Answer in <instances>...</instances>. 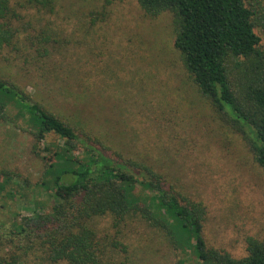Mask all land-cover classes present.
Listing matches in <instances>:
<instances>
[{
  "label": "rangeland",
  "instance_id": "rangeland-1",
  "mask_svg": "<svg viewBox=\"0 0 264 264\" xmlns=\"http://www.w3.org/2000/svg\"><path fill=\"white\" fill-rule=\"evenodd\" d=\"M25 1L12 0L18 9ZM246 3L257 8L255 0ZM19 11L28 34L46 35L33 49L45 47L48 55L27 48L28 54H0L1 78L113 159L153 169L182 204H199L208 248L239 260L249 240L264 242V171L193 82L173 46L170 12L149 16L137 0H52L50 11ZM254 32L264 51V22ZM29 131L25 122L0 123L3 226L48 213L53 204L41 156L55 138L46 136L33 150ZM95 226L113 264H190L187 251L147 224L135 221L118 234L104 216Z\"/></svg>",
  "mask_w": 264,
  "mask_h": 264
},
{
  "label": "trees",
  "instance_id": "trees-1",
  "mask_svg": "<svg viewBox=\"0 0 264 264\" xmlns=\"http://www.w3.org/2000/svg\"><path fill=\"white\" fill-rule=\"evenodd\" d=\"M137 1L149 16H174L173 46L186 70L201 95L238 130L264 171V51L254 32L264 22V0H255L257 8L246 0ZM22 7L50 11L52 0H26ZM19 9L12 0H0V54H28L35 40L46 43L45 34L27 33ZM33 51L48 55L38 45ZM20 122L30 129L33 150L46 136L55 138L41 156L53 204L48 213L0 224V264H113L95 226L96 218L104 216L118 234L135 221L147 224L171 246L187 251L190 264H264V242L249 240L248 255L239 260L208 248L199 204H182L153 169L113 159L0 77V123L14 127Z\"/></svg>",
  "mask_w": 264,
  "mask_h": 264
}]
</instances>
